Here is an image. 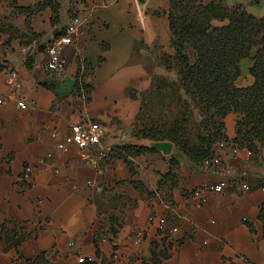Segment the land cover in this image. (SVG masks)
Returning a JSON list of instances; mask_svg holds the SVG:
<instances>
[{
    "label": "crops",
    "instance_id": "0c3cea01",
    "mask_svg": "<svg viewBox=\"0 0 264 264\" xmlns=\"http://www.w3.org/2000/svg\"><path fill=\"white\" fill-rule=\"evenodd\" d=\"M53 1L57 13L47 5L28 14L20 7L44 0H0V224L12 220L26 233L18 247L0 240V264H31L42 253L46 262L34 264H147L155 250L167 252L161 264H264V147L250 155L217 144L228 177L247 182L250 190L230 185L209 192L204 202L192 190L217 183L220 175L188 159L174 168L173 187L170 181L160 186L175 145L169 155L157 150L130 157L134 174L121 157L109 155L96 165L76 146L57 147L72 124L90 121L104 126L102 143L110 152L152 140L140 132V117L143 96L155 76L167 71L164 58L175 54L170 0H85L81 9L73 0ZM226 4L264 16V0ZM75 10L80 33L64 47L65 69L52 72L46 48L38 46L61 35ZM79 60L82 70L84 61L90 64L83 78L92 87L88 95L75 92ZM252 65V57L241 60L238 86L254 82L246 75ZM10 70L18 72L20 87L8 84ZM239 118L231 112L224 119L229 139L237 136ZM137 230L144 233L139 243ZM85 255L97 260L79 263Z\"/></svg>",
    "mask_w": 264,
    "mask_h": 264
},
{
    "label": "trees",
    "instance_id": "16d2710c",
    "mask_svg": "<svg viewBox=\"0 0 264 264\" xmlns=\"http://www.w3.org/2000/svg\"><path fill=\"white\" fill-rule=\"evenodd\" d=\"M47 5L57 13L59 4L53 0H44L33 7H20V10L31 14ZM169 21L175 54L166 56L163 62L168 67L171 61L176 62L179 78L171 83L174 95L186 107L198 108L202 121L196 142L183 139L179 125L159 134L143 131V136L152 140H171L194 164L213 156L216 145L222 140L258 153L264 147V16L257 17L240 5L229 7L226 0H170ZM248 57L253 59L250 73L254 82L240 87L236 84L241 74L240 63ZM81 62L79 60L75 92L88 95L92 87L83 78L90 64L84 61L86 69L82 70ZM155 80L156 77L152 89L156 86ZM157 87L160 86L157 84ZM231 112L240 115L237 136L233 139L224 132V119ZM156 151L148 146L123 144L112 149L110 156L123 158L134 174L130 157ZM180 162L182 158L171 155V168L163 175L160 186L167 181L172 187L175 185L174 168ZM133 184L151 193L144 184L136 181ZM259 219L264 226V202ZM25 238L23 227L16 222L7 220L0 224V240L5 239L8 247H18ZM166 256L164 250H155L152 261L147 264H161ZM36 261L46 262L44 253L30 263Z\"/></svg>",
    "mask_w": 264,
    "mask_h": 264
},
{
    "label": "built area",
    "instance_id": "2783aa9c",
    "mask_svg": "<svg viewBox=\"0 0 264 264\" xmlns=\"http://www.w3.org/2000/svg\"><path fill=\"white\" fill-rule=\"evenodd\" d=\"M85 0H73V3L79 9L84 7ZM82 23L79 11L75 10L74 15L71 17L70 22L63 28L61 35L52 38L48 41L46 51L48 54L47 68L52 72H61L65 69L67 61L63 55L64 47L73 42L75 35L80 33V25ZM7 82L11 87H20L18 79V72L16 70H10L7 74ZM3 99H0L2 102ZM22 109H26L27 105L24 101L18 102ZM1 128V124H0ZM53 136L57 135V132H52ZM105 135L104 126L98 121H90L88 123H74L70 126V131L63 139L57 143V147L62 151H69L72 146H76L81 156L90 163L99 165L100 162L110 155V150L106 148L102 143V138ZM218 145L221 148L230 146L233 153L237 154L240 149H245L248 154L253 152L247 147H240L239 145L228 143L225 140L219 141ZM52 156L51 153L48 154ZM201 168L212 171L220 175V179L217 183L201 185L192 190L191 195L197 196L201 201L207 200V194L209 192H224L230 185L239 188L240 190H250V185L247 182H239L235 178H229L227 175V166L224 164L223 159L219 153H215L204 159L200 163ZM31 166L27 165L24 172V180L30 177ZM101 189V185L97 186ZM264 189V187H263ZM155 218L154 215L150 216V220ZM166 218H160V226L163 228L166 224ZM177 227H173L172 231H176ZM144 237L142 230H137L135 243H139ZM97 257L95 255H85L78 258L79 263L95 262Z\"/></svg>",
    "mask_w": 264,
    "mask_h": 264
},
{
    "label": "rangeland",
    "instance_id": "374dc122",
    "mask_svg": "<svg viewBox=\"0 0 264 264\" xmlns=\"http://www.w3.org/2000/svg\"><path fill=\"white\" fill-rule=\"evenodd\" d=\"M239 5L248 11L247 6L243 4L235 6ZM166 70V73L157 74L155 76L156 86L143 96L144 107L140 117V132L144 131L148 134L156 132V134H159L174 125H179L181 131L183 130V132H181L182 138L191 142H196L199 123L202 121L200 111L193 105L186 107L182 101H179L175 97L171 83L175 82L179 76L177 65L174 60L170 62L169 67L166 66ZM247 74H250V72H247L246 75ZM246 75L243 76L242 79L246 78ZM157 84L160 86L159 88ZM173 154H176L182 159H189L176 146Z\"/></svg>",
    "mask_w": 264,
    "mask_h": 264
},
{
    "label": "water",
    "instance_id": "95a60500",
    "mask_svg": "<svg viewBox=\"0 0 264 264\" xmlns=\"http://www.w3.org/2000/svg\"><path fill=\"white\" fill-rule=\"evenodd\" d=\"M56 36L57 33H54L51 38H54ZM46 46V43H42L38 46V50L45 49ZM146 146L155 148L165 155H169L172 152L174 143L171 140H150L147 142Z\"/></svg>",
    "mask_w": 264,
    "mask_h": 264
}]
</instances>
